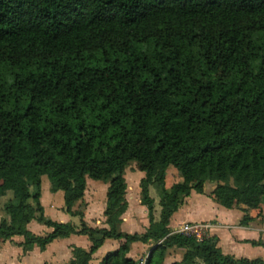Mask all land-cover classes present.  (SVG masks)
I'll use <instances>...</instances> for the list:
<instances>
[{
	"label": "trees",
	"instance_id": "1",
	"mask_svg": "<svg viewBox=\"0 0 264 264\" xmlns=\"http://www.w3.org/2000/svg\"><path fill=\"white\" fill-rule=\"evenodd\" d=\"M130 162L144 173L143 233L120 229ZM169 168L179 180L167 187ZM43 175L79 226L45 218ZM86 178L108 183L107 228L83 221ZM206 182L228 209L264 200V0H0V243L21 236L25 252L86 235L69 264H88L106 239L120 243L99 264H141L127 254L151 241L143 264L174 247L184 252L170 264H264L222 253L215 235L171 233ZM33 219L52 231L33 234Z\"/></svg>",
	"mask_w": 264,
	"mask_h": 264
},
{
	"label": "crops",
	"instance_id": "2",
	"mask_svg": "<svg viewBox=\"0 0 264 264\" xmlns=\"http://www.w3.org/2000/svg\"><path fill=\"white\" fill-rule=\"evenodd\" d=\"M143 176L144 173L141 171L134 188L137 194H139L137 196L139 203V181ZM214 186L215 185L213 183L208 189H206L204 184V190L202 193L191 191L190 195L183 199L182 204L172 214L169 223L170 229L183 222L210 221L212 222V227L209 234L210 236H217V245L221 249L222 253L232 255L235 258H264V200L258 208L250 209L248 211H245L243 209L244 206L242 205L234 206L228 209L214 202L211 197V191ZM46 187L48 188V193L45 199V203H48L47 206L44 205V202L42 201L44 184L41 177L40 202L43 207V214L45 218L79 226L80 217L69 214L64 209L63 191L58 190L56 192H51L50 183L49 185H46ZM107 187L108 183H105L101 190L103 195V204L94 216L90 215L89 203L85 200L87 193H84V199L80 204L82 205V203H85V205H83V221L90 227H108L106 224V217L104 216ZM130 188H133L132 185H127V202V191ZM151 191H154L158 196L157 191L153 186L149 187V194ZM151 197L154 199V218L155 220H158L160 209H157L156 204L159 203V199L157 200L155 196ZM80 204L76 203L73 207V211L77 210ZM206 205H209L210 209H213V212L207 213L205 207ZM47 208H49V211H47ZM142 209L144 214L147 215L146 207L142 206ZM244 216H246V220L243 223L241 220ZM131 218L128 204L125 213L121 216L120 229L122 231L127 232L124 230V227L130 223L129 220ZM145 226H148L147 222ZM27 228L30 232L39 236H44L52 231V228L44 225L43 223L37 222L35 219L31 220L27 224ZM145 229L141 233H143ZM22 241L23 237L14 236L11 240L0 243V264H69V261L72 258L73 247H80L87 250L91 245V242L86 235L70 234L64 238L54 239L52 242L48 243L43 250H41L37 245H34L32 249L24 252L22 247L18 245V243ZM252 242H256V244H253ZM119 243L120 242L115 239H106L104 243L93 253L88 264H99L107 252L118 248ZM149 244L150 243L144 244L135 242L131 245V247H136V245L148 246Z\"/></svg>",
	"mask_w": 264,
	"mask_h": 264
},
{
	"label": "rangeland",
	"instance_id": "3",
	"mask_svg": "<svg viewBox=\"0 0 264 264\" xmlns=\"http://www.w3.org/2000/svg\"><path fill=\"white\" fill-rule=\"evenodd\" d=\"M140 173L141 171L137 169V165L135 162H130L124 170V177H125L127 185L128 186L132 185L133 187V188L128 189L127 191V197H128V202H129L128 203L129 213L131 214L132 218L129 220L130 223L128 225H125L124 230L129 233H133V232L141 233L146 227L145 226L146 222L148 223L147 215L144 214V211L142 209L143 205H141L137 199V196L139 194H137V192L134 189L135 183L137 179H139L138 177ZM42 179H43V184H44L42 201L44 202V205L47 206L48 203L47 202L45 203V199L48 193V188L46 187V185H49V182L46 176H42ZM178 180H179V173L175 169L169 168L168 173L166 175V183H165L166 186L169 187L173 182H176ZM104 184L105 183H103L102 181H97V180H93L90 178H86L85 193L87 194H86L85 200L89 203V212L91 216H94L97 210L103 204V195H102L101 190ZM212 184L213 183L206 182L205 188L208 189L210 185ZM10 196H11V193L8 192L7 196L2 197L1 204H3ZM150 196H155L157 200L159 199L154 191L150 192ZM104 197H105V194H104ZM104 203H105V200H104ZM83 205H85V203H82L81 206ZM156 207L158 210L160 209L159 203L156 204ZM205 207H206L207 213L213 212V209L212 208L210 209L209 205H206ZM48 209L49 208H47V211H49ZM1 217H5V213L3 212L2 209H0V218ZM153 245H154L153 241H151V243L148 246H142V245H136V247L132 246L130 252L128 253V256H131L135 260H138L139 262L144 263L148 255V252L153 247ZM183 252H184L183 249H179L176 247L168 249L165 254L163 264H170L174 261L181 259Z\"/></svg>",
	"mask_w": 264,
	"mask_h": 264
},
{
	"label": "built area",
	"instance_id": "4",
	"mask_svg": "<svg viewBox=\"0 0 264 264\" xmlns=\"http://www.w3.org/2000/svg\"><path fill=\"white\" fill-rule=\"evenodd\" d=\"M212 222H183L178 226L171 229V233L183 234L187 237H192L197 241L202 240L204 237L209 236ZM141 264H143L141 262Z\"/></svg>",
	"mask_w": 264,
	"mask_h": 264
}]
</instances>
